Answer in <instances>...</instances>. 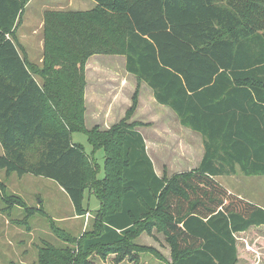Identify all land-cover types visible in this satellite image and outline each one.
Masks as SVG:
<instances>
[{
  "label": "trees",
  "instance_id": "obj_1",
  "mask_svg": "<svg viewBox=\"0 0 264 264\" xmlns=\"http://www.w3.org/2000/svg\"><path fill=\"white\" fill-rule=\"evenodd\" d=\"M30 1L0 0V170L55 181L78 216L86 190L101 202L98 229L78 243V256L48 248L43 264H91L93 252L135 261L132 239L154 229L173 264H237V236L264 227V208L216 178L264 176V0H93L89 11L47 12L41 68L17 38ZM94 55L124 56L137 85L202 136L196 169L158 176L126 120L86 129L85 68ZM137 107L138 88L127 117ZM74 133L105 153L103 180ZM5 201L34 212L16 196Z\"/></svg>",
  "mask_w": 264,
  "mask_h": 264
},
{
  "label": "rangeland",
  "instance_id": "obj_2",
  "mask_svg": "<svg viewBox=\"0 0 264 264\" xmlns=\"http://www.w3.org/2000/svg\"><path fill=\"white\" fill-rule=\"evenodd\" d=\"M95 6L93 0H31L17 27L22 54L41 68L45 14L89 11ZM125 63L122 55H94L86 63V129L98 127L100 132H105L126 120L143 135L157 174L170 177L191 168L201 157L199 134L183 126L170 108L155 103L151 91L143 83L138 86L136 78L127 74ZM137 88L138 107L127 117ZM72 137L74 143L84 148L93 169L97 170L96 179L103 180L106 159L103 150L95 151L86 134L74 133ZM0 180L6 185V192L0 193V264H43V253L48 248L73 258L78 256V243L98 229L101 202L94 189L85 191V214L78 216L67 193L51 179L6 175L0 170ZM219 183L230 193L264 208V176L247 177L238 171L221 177ZM12 195L34 210L33 214L28 215L19 205H9L5 200ZM131 243L136 247L135 261H118L116 254L103 259L97 252L89 255V261L91 264H173L170 248L159 231L141 232ZM237 244V264H264V227L238 235ZM52 260L53 264H60L55 258Z\"/></svg>",
  "mask_w": 264,
  "mask_h": 264
},
{
  "label": "crops",
  "instance_id": "obj_3",
  "mask_svg": "<svg viewBox=\"0 0 264 264\" xmlns=\"http://www.w3.org/2000/svg\"><path fill=\"white\" fill-rule=\"evenodd\" d=\"M125 65H126V63H125ZM127 74H129V76H131L132 78L134 77L133 75H131L130 73H128L127 72ZM142 85H144V87H146V88H148L150 91H151V93H152V96H153V98H154V95H153V92H152V90L146 85V84H142ZM154 101H155V103H157L156 102V100H155V98H154ZM158 104V103H157ZM161 108H166V106H164V105H160V104H158ZM194 132V131H193ZM195 133V132H194ZM198 134V133H197ZM199 137H200V139H201V142H200V149H201V157H200V159H199V162L198 163H196L194 166H192L191 168H189V169H186L185 171H180V172H176V173H182V172H188V171H191V170H194V169H196L198 166H199V164L201 163V160H202V158H203V155H204V145H203V139H202V136L199 134ZM146 149H147V146H146ZM188 149H189V151L191 150V147H188ZM4 154V150H3V148H2V146H1V144H0V155H3ZM153 166H154V164H153ZM154 169H155V167H154ZM156 172V171H155ZM157 173V172H156ZM176 173H174V174H176ZM158 176H160L159 174H157ZM173 175V174H172ZM220 178L221 177H217L216 179H217V181L219 182L220 181ZM1 181V180H0ZM2 182V181H1Z\"/></svg>",
  "mask_w": 264,
  "mask_h": 264
}]
</instances>
